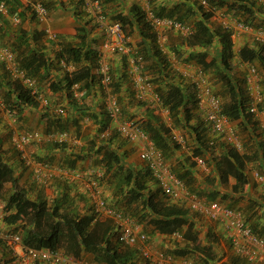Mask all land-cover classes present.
I'll use <instances>...</instances> for the list:
<instances>
[{"label": "trees", "instance_id": "16d2710c", "mask_svg": "<svg viewBox=\"0 0 264 264\" xmlns=\"http://www.w3.org/2000/svg\"><path fill=\"white\" fill-rule=\"evenodd\" d=\"M0 1H4L8 5L10 15H16L21 19L15 31L16 39L10 42L12 44L10 46L16 52L19 66L27 71V75L36 80L35 86L38 89L40 82L51 80L53 74H56L54 71L61 69L62 60L75 64L77 69L59 76L57 80L53 79L49 83L53 92L62 90L67 91L70 95V89L75 83L88 86L93 83L100 84L97 74L94 73L97 65L98 48L88 44L86 40L89 32L91 33V29L87 26L90 20H87L88 23L85 22V24L77 27V37L79 38L77 44L61 42V47L56 52L55 57L50 58L46 53V45L43 43L46 35L45 31H29L23 25L28 14L31 15V19L35 18L30 5H24L21 0ZM105 1L101 0L102 3ZM195 1V4L189 2L186 5L188 0H183L170 9H158L154 10V13L162 17H174L186 23L191 22L194 31L184 41V44L190 50L189 58L196 60L197 64L206 72H215L219 80L224 83L222 88L225 89L222 90L227 91L226 93L229 95V100L223 102L224 113L231 120L239 121L244 129L250 130L249 124L251 122L252 127L258 129V121L253 119L248 111L249 99L246 96L245 88L235 80L233 68L236 62H257L258 65L264 68V44L254 42L252 46L244 45L235 53L232 30L222 26L213 27L210 20L214 16L215 9L222 8L228 14L234 15L239 20L253 27L255 26L257 29L264 28V3L261 0H206L212 8V10H208L201 3V0ZM73 4L74 16L78 20H84L82 13L85 7L82 0H75ZM134 8V12L129 15L118 13L109 19L120 21L126 33L135 23L139 25L140 35L143 40L147 41V43L144 41H141V43H144L145 46L148 44L147 47L150 51L149 57L147 53H143V55L146 60H153L160 72L162 78L158 77L157 90L161 94L164 106L168 108L173 121V127L168 126L155 113L154 109L147 106L148 117L141 121V126L149 134L155 146L162 151L167 161L181 150V145L174 139L173 128L185 129L193 142V156L210 153L208 158H212L213 170L216 172V179L219 180L220 184L223 182L229 183L231 178L235 179L232 184L233 194L227 191V193L222 192L218 187V183H215V186L211 184L208 193L202 192L197 185L194 171L195 162H189L188 157L180 159L177 157L178 161L171 164L172 170L186 184L188 189L200 198L206 201L222 199L220 201L228 207L241 210L245 215L247 225L251 227L252 231L256 235L264 237V192L258 198H249L245 192V187L249 183L247 166L258 151L260 153L256 157L259 159V167L264 175V142L261 141L262 143L259 144L261 148H258L253 155L248 152H241L238 148L229 144H218L216 146H219L222 151L216 155V146L209 145L211 136L208 124L202 114L195 109L194 92L175 82L170 72L172 70L169 60L159 49L157 34L147 22L146 12ZM213 46H216V48L209 59L212 52L210 49ZM136 52L142 54L139 50H136ZM79 64H82L80 68L78 67ZM2 66L0 64V69H2L0 70V88H6L4 95L8 99L11 110L18 118H22L26 107H39L40 93L35 88L25 85L22 80L12 78L3 70ZM151 68L153 69V67ZM123 76H125V73L118 78L113 72V91L115 94H119L121 91L120 84ZM155 77L157 76L152 78ZM261 80L263 84V76H261ZM215 91L218 95V92H221ZM73 98L71 97L73 104L70 105L72 111L75 113L84 110L83 106H79L78 99ZM68 115L65 119H68ZM78 116L79 114H76V117L74 116L72 120L76 125L79 123ZM252 119L253 121H251ZM100 124L99 132L107 128L108 121H100ZM58 125L62 129H66L62 122H58ZM78 126L80 127V125ZM254 128L251 129L252 135L256 134ZM79 133L78 128L77 136H79ZM112 138L111 136L100 143L92 139L90 144L81 146L79 151L81 154L77 156L73 154L75 158L71 161L72 167L75 168L74 165L77 163L76 159H79L78 157L88 155L91 152L95 155L102 153V157H99L100 164L105 169V178L102 179V183L106 186L107 179L108 184L113 187L112 206L114 208L134 217L143 227L151 225L155 231L162 234H170L174 231L182 232L186 243L185 247L182 250L178 249L177 252L181 254L193 252L206 262H209L210 259L215 260V241L219 239L215 233L212 231L208 233L214 239V242L210 244L201 243L199 231L191 217L190 210L183 205L172 203L170 198L158 186V182L148 166L137 168L135 165H128L125 156L110 144L113 142ZM66 147L67 144L65 143L62 148ZM212 149L215 150V154H211ZM38 157L39 160L45 163L53 164L49 159ZM216 179L213 178L212 181L215 182ZM7 182L15 184V188L5 203L6 216L4 220L12 226L22 222L23 228L20 233L27 247L58 249L64 242L71 241L72 244L76 245L74 247L76 254L80 252L81 247H85L93 252L94 258L101 264H138L135 257L136 251L131 248H122L123 246L117 240L116 235L112 233L113 224L101 229L104 224L100 221V217H95L92 205H90V213L86 215H80L73 209L64 212L62 211L64 202L59 201L52 206L46 197L39 196L32 199L26 189L19 188L15 168L6 160L0 140V193ZM67 192L64 193V196L66 195V198H69ZM245 198H248V201L244 206L241 203ZM251 220L253 222H250ZM113 238H116L117 242L113 243ZM4 245L6 246V244ZM8 252L13 259L10 258V262L13 261V264H16L12 252L9 249ZM238 262L239 258L235 257L231 264H238Z\"/></svg>", "mask_w": 264, "mask_h": 264}, {"label": "built area", "instance_id": "2783aa9c", "mask_svg": "<svg viewBox=\"0 0 264 264\" xmlns=\"http://www.w3.org/2000/svg\"><path fill=\"white\" fill-rule=\"evenodd\" d=\"M85 10L93 15L99 28L103 31V41L97 54V73L100 85L103 90L105 108L112 121L117 125V130L129 141L141 145L140 156L151 169L160 188L170 198L173 203L186 205L191 210L203 216L217 221L225 227L228 238L233 249L242 257L249 261H260L264 263V237L256 235L245 221L241 210L233 209L215 200L206 201L197 194L191 192L186 184L172 170L170 164L165 159L161 150L150 140L148 134L142 129L139 123L129 120L119 103L118 96L113 91V72L110 62L112 55H131L134 48L130 44V39L126 34L120 21L110 20L105 14L101 0H82ZM201 3L208 10H212L206 0ZM34 11L41 21L48 19L49 12L45 5L37 1L33 4ZM214 10V9H213ZM0 11L6 12L7 7L4 1H0ZM224 27L232 30V36L236 31H246L252 33L256 42L264 44V28H255L244 21L235 20V27L231 22L233 18L226 17ZM18 21V19H16ZM147 21L152 29L157 33L160 42L164 40L163 31L172 29L180 31L185 36L192 34L193 27L174 17H162L156 15L147 5ZM47 37L53 41L58 39L57 33L46 29ZM163 49V48H162ZM164 50V49H163ZM165 51V50H164ZM0 61L10 74L21 79L27 86L33 87L36 80L27 75L17 63L15 53L0 42ZM128 74L133 79L136 89V97L154 105L162 104L160 93L155 90V86L150 81L149 76L143 73L144 57L141 54L130 57ZM64 66L67 63L62 61ZM173 66L186 78L190 79L194 85L195 100L198 111L208 124L211 136L209 145L215 147L218 144H229L236 148L241 147L240 137L233 121L224 113L223 101L216 93L209 73L199 66L185 64ZM245 87L249 97L248 111L258 120L260 139L264 142V109L261 108L264 97L261 91V76L256 65L249 64L245 77ZM80 83H75L71 91L75 98H79ZM67 134L60 135V140L66 138ZM43 136L39 131L17 132L13 136V142L17 148L23 152V157L29 168H31L36 181L46 184L53 177H67L78 180L84 189L93 199V211L98 217H107L114 220V233L117 240L124 247L135 248L140 255L151 261L152 264H175V257L166 250H153L149 234L143 226L132 216L126 215L114 208L102 195L101 180L104 172L100 169L96 171H81L60 169L43 161L34 160L27 156L26 146L33 141L42 140ZM174 138L185 150H188L187 142L183 135L175 134ZM219 147V146H218ZM217 148V146H216ZM198 165L205 167L206 158L197 155L195 157ZM256 179L263 181L264 177L256 172ZM2 205L0 203V211ZM97 220V219H95ZM163 239L167 245H173L175 241H184V236L180 231L164 234ZM0 241L6 244L7 248L15 257L16 264H91L88 261H80L72 255L64 253L61 249L31 248L24 244L20 232L13 230H0Z\"/></svg>", "mask_w": 264, "mask_h": 264}, {"label": "rangeland", "instance_id": "374dc122", "mask_svg": "<svg viewBox=\"0 0 264 264\" xmlns=\"http://www.w3.org/2000/svg\"><path fill=\"white\" fill-rule=\"evenodd\" d=\"M35 1V0H34ZM262 3H264V0H261ZM194 3L195 4V0H188V2H186V5L188 3ZM216 14L218 13L217 16H213L210 20V24H212L214 27H217L218 25H220L219 21L220 18L223 17L225 18H233L232 19V26L235 27V20L239 21V19H237V17H235L234 15H229L227 11L225 10H220V8H218L215 12ZM191 22H189L190 24ZM192 25V24H191ZM255 27V26H254ZM89 29H91V32H95L97 30V27H93L89 26ZM99 29V27H98ZM98 31V30H97ZM100 32V31H99ZM236 32H239V36L241 35H245L246 37H248L250 40L253 41V43L256 41L254 35L252 33H247L246 31H241L238 30ZM165 36H167V40L166 42L170 39L173 42L178 41L179 48L175 49H171L169 47V54L171 53L172 56H168L171 57V59L176 62L177 64H181L184 66L185 63H197L196 60L194 59H190L189 58V53L187 52L186 49H183L182 46L184 45V40H185V36L179 32V31H174V30H167L164 32ZM238 37V36H237ZM2 42H5L8 45L12 44L10 43L12 40H14L13 38H8L7 40H3L0 39ZM100 39L96 40V42L92 43L93 46L97 47L100 44ZM78 43V42H77ZM216 46H213V48H211L210 50L211 55L209 56V59L211 58L213 51L215 50ZM238 65V64H237ZM236 64L234 65L233 71H234V77L236 81H238L241 85L245 86V81H244V77H245V73H241L240 71L236 70ZM258 69L260 71L261 76L264 77V68L261 65H257ZM124 67H126V64H124ZM73 69V67H70L69 70L62 68L59 69L58 71H54V73L56 72V74H53V77L51 80H44L42 83H39V93L40 95H42L43 98H47L48 102L47 104L40 103L39 107H26L24 109V112H26V114L22 116V118H18V120L14 123V124H9L10 119H9V115H8V111L11 110L10 106H9V102L8 99H6L7 97H5V93H6V88H0V101L3 100V106L2 109L0 108V113L3 112V115H6L5 121V127L6 129L9 130V132H7V134H1V129H0V140H1V146L4 150V156L6 158V160L8 162H11V165L15 168V176L17 178V185L18 187H23L24 189L27 190L28 195L32 198V199H36L39 196L42 197H46L49 204L50 205H54L55 203L62 201L64 202L62 211L66 212L69 209H73L74 211H77L80 215H86L89 214L91 211L90 205H92V201H90L89 197L87 196V194H84L82 192L79 191V188H74V187H70L68 185V183L64 182V180H62L61 177H57L54 179V177L51 179L50 181H48V183L46 184H40L38 183L35 178L33 177L32 172L25 166V164L22 162L19 153L16 151V149L14 148L12 141H11V135L12 132L14 130L15 127H17L18 129L21 130H39L41 131L43 134H45L47 137L49 134H54V133H59L62 131H68L71 134L72 137V141L74 139H78V144L74 143V142H69L67 144V148H73L74 149V155H80L81 153H79L80 151V147L82 145L85 144H90V141L92 139H95L98 143H100L102 140H97L98 138H94L97 137L95 134L93 138H91L90 136H87L86 138L84 137H80L77 136V130L78 128L81 130L83 129L87 135L90 134V127H94L96 125V123H100L99 121H108V125L107 127L111 126V122L109 120V118L107 117L106 114V110H105V105H104V99H103V93H100V96L102 97L101 103H100V108L103 109L105 116L103 117V119L95 121L93 120V118L90 116L89 119H79V123L78 125H80V127L78 125H76L74 123L73 120V116L76 117V113H74L70 107L72 103L71 97L73 98V96H71V94L69 95V93L67 91H62L60 90L59 92H53L49 86V83L55 79H59V76H63L65 73L71 72L70 70ZM2 70V69H0ZM64 70L63 72H60ZM57 72H59L57 74ZM171 75H173L175 82H178L184 86L187 87L188 90L193 92V86L191 84L190 81L184 79L180 73H176L174 71H170ZM210 74V78L211 81L213 83V86L215 88V90L217 91H221L218 92L219 95L221 96L223 102L225 103L226 101L229 100V95L228 93H226L227 91L222 90L225 89L224 87L222 88V85L224 84L221 80H219V77H217L216 73L213 71H208ZM1 73V72H0ZM153 82V85L156 87L157 90V86L159 84L158 81V77L152 78L149 77ZM162 78V77H160ZM165 81V80H164ZM224 86V85H223ZM158 91V90H157ZM261 91L262 93H264V81L262 84V80H261ZM59 93V94H56ZM264 97V94H263ZM135 98V97H134ZM6 99V100H5ZM74 99V98H73ZM86 98H83V96L80 97V100L84 101V103H86L85 105H88L87 102L85 101ZM7 102H5V101ZM136 103H139L137 99H135ZM79 103V102H78ZM140 104V103H139ZM141 105V104H140ZM59 107H64L67 108V113H69L68 117V121H65L67 119H65V115H63V118H60V115L57 112V109ZM262 107H264V100H263V105ZM196 109V108H195ZM264 109V108H263ZM68 115V114H67ZM27 116L26 119H24ZM18 117V116H17ZM161 120L166 123L167 125H169L170 127H173V121L168 120L169 118L166 117L164 118L163 116H160ZM129 119H132L133 116H129ZM171 119V118H170ZM61 120V121H60ZM253 121V119L251 120ZM58 122H62L65 126L66 129H62L60 127V125H58ZM237 122V131H238V135L240 137V141H241V147L239 148V150L241 152H248L251 155H253V153H255V151L258 148H261V145H259L261 142V140H259V135H258V131L259 129H257V127H252L253 124L252 122L249 124L250 130L244 129L243 125L240 124L239 121ZM32 124V125H30ZM85 125V127L83 128V126ZM257 126V125H256ZM47 127H49V129H47ZM101 128V126H100ZM252 128H254V130L256 131V134L252 135ZM114 129L113 135L117 134V136L120 138L119 141L124 142V140H126L125 138H123L118 131L115 128ZM92 130V129H91ZM253 130V131H254ZM173 132H176L180 135H183V137H185V139H187V146H189L190 150L192 151V149L194 148L193 146V142L191 141V137L190 135L187 133V131H185V129H181V128H177L174 127L173 128ZM257 135V136H256ZM44 138L42 141L39 142H34L31 143V145H29L27 147V152L29 155H31L33 158L38 159V156H41L42 158H46L51 160V162L53 163L54 166L56 167H72L71 165V161H73V158H71L70 155L73 154H67V158H64V155L58 156V152L59 151H63L60 149H57L59 147V143L56 144L57 142L54 140H45L47 139ZM127 142V140H126ZM129 142V141H128ZM131 143V142H130ZM62 148V146H61ZM65 148V149H67ZM220 148V147H219ZM137 151L138 148L135 146V148H132V152H128L127 154V158L130 154L133 155L134 151ZM44 150L46 151V153L44 152ZM117 150V149H116ZM47 151H50V154H47ZM222 151V149L216 150V155H218L220 152ZM183 152V150H181V153ZM215 150L212 149V153L211 154H215L214 153ZM260 153V151H258L255 156L253 157L252 161H249L248 166H247V170L251 172V174L254 176V173L256 171H258L259 173L262 174V171L260 170L259 167V159L256 157V155H258ZM139 155V152H138ZM186 156H188V154L185 153ZM183 156V155H181ZM101 158L100 155H95L89 153L88 155H83L81 157H78L79 159H76L77 163L74 165L75 167L78 168H90V167H100V159ZM218 157V156H217ZM140 158V157H139ZM189 158V162H194L190 156H188ZM63 159V160H61ZM92 160L91 164H86L88 160ZM141 159V158H140ZM65 160V161H64ZM79 162H82L79 164ZM170 164H175L176 162L170 161ZM83 164V165H82ZM86 164V165H85ZM196 164V163H195ZM141 166H146V163L142 160V162L140 161V163L136 166L137 168H141ZM196 167V179H197V185L199 186V188L202 190V192H206L208 193V189L211 188V184H213L215 186V183H218V187L220 190H222V192H228V193H232V184L235 182V179L231 178L229 180V183H225L223 182L222 184H220L219 180L216 179V172H214L213 170V165H212V158H208L207 159V167L203 168V167H199L197 165H195ZM252 176V177H253ZM214 179H216V181H212ZM258 185H263L262 187V191L264 192V183L262 182H257ZM155 187V186H154ZM247 187V185H246ZM245 187V189H246ZM15 188V184H13L12 182H7L4 185L3 190L0 193V203L2 205L1 211H0V230H13V231H22L23 228V224L22 222L17 223L16 225L12 226L10 224H7L4 220V217L6 216V212H5V203L8 200L10 194L14 191ZM68 190V192H67ZM105 193H107V198L110 199L112 201V198L114 197L113 194V187L110 186L108 184V180L106 179V189ZM69 193V198H66V195L64 196V193ZM226 192V193H227ZM233 194V193H232ZM85 195V196H84ZM112 197V198H111ZM222 200V199H220ZM191 212V211H190ZM191 217L194 220L195 224H196V228L198 229V233H199V237H200V242L203 244H210L212 242H214V239H212L210 237V235L208 234V229L209 228H217L219 226H222L224 228L223 225H220L218 223H216L215 221H211L210 219L203 217L202 215L196 213V212H191ZM100 221H102V224H104V227H102L101 229H104L105 227H107V225L112 224V221L107 219L106 217H101ZM221 227V228H222ZM148 233L149 235L152 236V242L153 243V250H167L169 253H172L175 256L176 262L175 264H231L233 263V259L239 258V262L238 264H250L249 262L246 261L245 258L237 256L235 254V252L233 251L229 241L224 237L223 234L218 235L217 233L218 230H215L216 235L219 236L218 241H215V260H211L208 262L204 261L202 257L197 256L196 254H194L193 252H187L185 254H181L177 251H179L178 249L182 250V248L185 247V241L184 242H178L175 241V243L173 245L178 244V248L176 250H171V249H165L163 247V245H158V243L154 242L156 236H154V229L151 225H146L143 227ZM208 228V229H207ZM224 233V232H223ZM225 234V233H224ZM211 238V239H210ZM117 242L115 238H113V243ZM163 243V242H162ZM74 247H76V245L72 244L71 241H67L63 243V245H61V247L59 249H61L64 253L72 255L73 257H75L76 259H86L90 262H93L95 264H101L100 262H98L93 255V252L86 249L85 247H81L80 248V252L78 254L75 253ZM83 248V249H82ZM123 248V247H122ZM189 248V247H187ZM187 251V250H186ZM10 258L12 259L11 255L8 252L7 247L4 245V243L0 242V264H13V261L10 262ZM189 259V260H186ZM13 260V259H12ZM82 261V260H80ZM145 260L144 259H138L137 258V263L138 264H145ZM148 264H150L149 262H147ZM253 264H262V263H253Z\"/></svg>", "mask_w": 264, "mask_h": 264}, {"label": "crops", "instance_id": "0c3cea01", "mask_svg": "<svg viewBox=\"0 0 264 264\" xmlns=\"http://www.w3.org/2000/svg\"><path fill=\"white\" fill-rule=\"evenodd\" d=\"M22 3L24 5L29 4L31 7V3L33 2V0H21ZM42 1L46 7H48L49 9V18L46 21H40L37 18L31 19V15L28 14V17L26 19V21L23 23L24 27L27 28L29 31H34V30H42L45 28H48L52 31H55L58 33L59 36V41L58 43H54L51 40H48L46 38H44L43 43H45L46 45V53L50 58H54L56 52L60 49L61 47V42L62 43H72V44H77L79 38L77 37V27H79V25H83L85 24V22H87V20H90L89 24L87 25L89 28V25L92 27H97V30L95 32H89L88 36H87V43L88 44H92L94 42H96V40L100 39V44L98 46V48L100 47L102 41H103V31L100 30V28L98 29V24L95 20V18L92 15H88L86 10H83V17L84 20H78L74 14H73V9H74V0H39ZM183 0H106L103 3V7L105 10V14L110 18V17H114L116 16L118 13H123V14H130L132 12H134L135 8L138 9H142L144 11H146L147 9V4L150 8H152L153 10H160V9H170L172 6L181 3ZM218 13L215 15L217 16ZM13 16L10 15L9 13L7 14H1L0 17V38H3V40H7L8 38H13L16 39V34L15 31L17 29V25L14 23L13 21ZM220 25L218 26H224L225 22H226V18L221 17L220 21H219ZM88 23V22H87ZM232 24V23H231ZM212 25V24H211ZM213 26V25H212ZM214 27V26H213ZM100 31V32H99ZM127 34L129 36L130 42H132V46L134 47V49L139 50L142 53H147L148 57L150 56V51H149V47L148 44L147 46H145L144 43H141V41H144L145 43H147L146 40H143V37L140 35V29H139V25L137 23H135L132 27H130L127 30ZM238 36V37H237ZM167 40V36H165V40H164V46H165V50L167 51V55L168 56H172V52L169 51V47L170 50L174 48L177 49L179 48V45L176 44L178 43V41L173 42L170 39L166 42ZM185 41V40H184ZM233 41H234V50L235 53H237L241 47H243L244 45H254L253 41L250 40L248 37H246L245 35H241L239 36V32H236V35L233 37ZM183 49H186L187 52L189 53V48L186 47V45L184 44L182 46ZM162 52V50H161ZM169 52H171L169 54ZM131 55H113L110 58L111 64H112V68H113V72L114 74H116L119 78V76L121 77L122 75L125 76L122 77L121 79V84H120V88L121 91L117 96L120 99V102L122 104L123 109L127 112L126 115L128 116H133V120L137 121V122H141L144 121L145 119H147V106L148 104L144 103V104H139L136 103L135 101V91H134V87L132 85L131 79L127 73V68L124 67V64H127V67L130 61V57ZM126 56V57H125ZM196 64V63H195ZM236 66V70L240 71L241 73H245V76L247 74L248 71V65L251 63H240V62H236L235 63ZM254 65H258L257 62L252 63ZM82 64H79V68L81 67ZM153 67V69L151 68ZM77 68V66L75 65L73 67V69ZM64 70L60 71L63 72ZM97 72V69H94V73ZM124 72V73H123ZM144 72H146V74L149 77H161L160 76V72L158 71L156 65L153 63V60H146V64L144 67ZM59 72H57L58 74ZM210 75V74H209ZM236 78V77H235ZM245 78V77H244ZM81 83V87H80V94L81 96H83V98H86L85 101L87 102L88 105H85L86 103H84V101L80 100L79 98V106H83L84 110H79L76 111L75 109V113L79 114V119H84L89 118L90 116L95 119L96 121L103 119V117L105 116V113L103 111L102 108H100V103L102 100V97L100 96V93H103L102 87L100 84L98 83H93L92 85L88 86V85H84ZM159 85V84H158ZM59 94V93H57ZM263 105V104H262ZM0 106H3V100L0 101ZM2 109V107H0ZM264 108V107H263ZM74 109V108H73ZM3 112L0 113V129H1V134H7V132H9L8 129H6L5 127V119L6 115L2 114ZM26 114V112H24V115ZM199 114V113H198ZM164 118L167 117L166 114H161ZM68 117H70L68 115ZM74 117V116H73ZM27 116L24 118L26 119ZM28 119V118H27ZM171 120L172 119H168ZM195 121H197L196 119H194ZM65 121H68L65 120ZM100 122V121H99ZM233 124L237 127V122L233 121ZM32 125V124H30ZM169 126V125H168ZM85 127V125L83 126V128ZM110 128V127H109ZM47 129H49V127H47ZM92 129V130H91ZM100 123H96V125L94 127H90V134L88 136H90L91 138L94 137L93 134H95L97 136V138L99 137V139H101V135H100ZM79 134L80 137H84L85 135H87V133L81 128L79 129ZM114 130H110V136L108 137H113V142L110 143L115 149H117L119 151L120 154H123L125 156V160L126 163L128 165H135L137 166L140 161L142 162V160L139 158L140 154L138 155L139 148L137 144H133L126 142V140H124V142L119 141V137L117 136V134L113 135ZM104 132H102L103 134ZM109 134V133H106ZM1 138V137H0ZM85 138V137H84ZM260 139V138H259ZM102 140V139H101ZM102 142V141H101ZM83 146V145H82ZM135 146L138 148L137 151H134L133 155L130 154L127 158V154L128 152H132V148H135ZM81 150V147H80ZM216 150H219V147L216 148ZM44 152L46 153V151L44 150ZM74 149L73 148H67L64 149L63 151H59L58 152V156L64 155L63 159L67 158V154H74ZM85 153H87L85 151ZM93 153V152H92ZM47 154H50V151H47ZM184 154L181 153V150H179V152H177L175 154V156L170 159V161L173 162H177V157L180 158H185V156H181ZM71 158H75L74 155H70ZM100 156L102 157V153H100ZM61 159V160H63ZM65 161V160H64ZM184 162V161H183ZM82 162H79V164ZM92 160H88L86 164H91ZM85 164V165H86ZM83 165V164H82ZM196 169V167H195ZM195 174H196V170ZM248 175H249V183L247 184L246 190L245 192L247 193V197L249 198H258L260 197V195L263 193L262 191V187L263 185H258V181H256L255 177L251 174L250 171H247ZM197 176V174H196ZM253 176V177H252ZM208 191V190H207ZM107 196V193H106ZM112 198V197H111ZM248 201V198H245L243 200V202L241 203V205H244L246 202ZM245 206V205H244ZM244 209V208H243ZM250 222H253V220H251ZM263 224V223H262ZM222 226L219 227H211V228H207L208 232L212 231L213 233H216L215 230H218L217 233L218 235L223 234L224 229ZM225 233V232H224ZM216 235L218 238L219 236ZM224 237L227 239L226 234H223ZM163 235L160 233V235H156L155 241L156 243H158V245H163V247H173L174 245H167L165 243V241H163ZM163 242V243H162Z\"/></svg>", "mask_w": 264, "mask_h": 264}, {"label": "clouds", "instance_id": "9594fccd", "mask_svg": "<svg viewBox=\"0 0 264 264\" xmlns=\"http://www.w3.org/2000/svg\"><path fill=\"white\" fill-rule=\"evenodd\" d=\"M37 1H39V0H35V1H33L32 3H31V11H32V13L35 15V18H37L38 20H40L39 18H38V16L36 15V13H35V11H34V8H33V4L35 3V2H37ZM75 1V0H74ZM40 2H42V1H40ZM43 3V2H42ZM6 4V3H5ZM44 4V3H43ZM103 4V3H102ZM45 5V4H44ZM148 5V4H147ZM6 7H7V11L6 12H1L0 11V14H7V13H9V7H8V5L6 4ZM45 7H46V5H45ZM147 7V6H146ZM47 9H48V7H46ZM149 9H151L153 12H154V10L152 9V8H150L149 7ZM218 8H216L215 9V12H216V10H217ZM220 10H224V9H222V8H220ZM48 12H49V9H48ZM146 18H147V9H146ZM88 13V12H87ZM89 14V13H88ZM216 13H214V15H215ZM91 15V14H90ZM230 15V14H229ZM93 16V15H92ZM48 18H49V16H48ZM109 18V17H108ZM13 21H14V23L16 24V25H18L21 21V19H20V17H18V16H13ZM16 19H18V21H16ZM238 19V18H237ZM47 20V19H46ZM45 20V21H46ZM110 20H112V19H110ZM41 21V20H40ZM148 22V21H147ZM186 23V22H185ZM98 24V23H97ZM188 25H191V24H189V23H187ZM99 26V25H98ZM151 26V25H150ZM192 26V25H191ZM193 27V26H192ZM223 28H225L224 26H222ZM263 28V27H262ZM46 29L47 28H45V29H42V30H44L45 31V33H46ZM101 30V29H100ZM167 30H169V29H167ZM167 30H165V31H167ZM170 30H172V29H170ZM154 31V30H153ZM165 31H163L162 32V34L164 35V40H165ZM174 31H176V30H174ZM194 31V30H193ZM55 32V31H54ZM155 32V31H154ZM180 32V31H179ZM57 33V32H56ZM156 33V32H155ZM193 33V32H192ZM127 34V33H126ZM157 34V33H156ZM183 34V33H182ZM128 35V34H127ZM184 35V34H183ZM191 35V34H190ZM190 35H187V36H185L184 38L186 39L187 37H189ZM57 36H58V33H57ZM129 37V36H128ZM233 37V36H232ZM45 38L46 39H48V40H51V39H49L48 37H47V33H46V35H45ZM157 38H158V35H157ZM164 40L162 41V42H160L159 41V39H158V46H159V49L160 50H162V53L168 58V60H169V64H170V68H171V70L172 71H174V72H176V73H180L174 66H173V63H176V62H174L172 59H171V57H168V55H167V51L165 50V46H164ZM51 41H53V40H51ZM58 41H59V36H58V39L57 40H55V41H53L54 43H58ZM0 42L3 44V45H5V46H7V47H9L13 52H14V50L12 49V47L10 46V45H8V44H6L5 42H2L1 40H0ZM256 42V41H255ZM102 44V43H101ZM130 44H131V46H132V42H130ZM101 46V45H100ZM133 47V46H132ZM100 48V47H99ZM99 48H98V51H99ZM134 48V47H133ZM165 50H163V49ZM15 53V55H16V52H14ZM133 55H136V54H140V53H138V52H136V49H134L133 50V53H132ZM115 55H118V54H115ZM141 55H143V53L141 54ZM113 56V55H112ZM111 56V57H112ZM110 57V58H111ZM143 57H144V55H143ZM16 58H17V55H16ZM62 61H64V60H62ZM62 61H61V67L62 68H65V69H68L69 70V68L70 67H74L75 66V64H73V63H67L66 61H64V62H66L67 63V66H64L63 64H62ZM111 62V61H110ZM17 63H19L18 62V59H17ZM0 64H2L3 66V70L6 72V73H8L12 78H15V77H13L11 74H10V72L5 68V65L0 61ZM97 64V63H96ZM145 64H146V59H145V57H144V67H145ZM185 64H192V66H199V67H201L200 65H198L197 63L196 64H193V63H185ZM185 64H184V66H185ZM252 64V63H251ZM19 65V64H18ZM177 65H179V66H182L183 67V65H181V64H177ZM111 66H112V64H111ZM129 66V65H128ZM257 66V65H256ZM20 67V66H19ZM21 68V67H20ZM98 68V66L96 65V69ZM126 68H127V73H128V67H127V64H126ZM202 68V67H201ZM257 68H258V66H257ZM21 69H23V68H21ZM77 68H75V69H71L70 71L72 72V71H74V70H76ZM26 73H27V71L25 70V69H23ZM259 70V69H258ZM71 72H68L67 71V73H71ZM112 72H113V68H112ZM260 72V71H259ZM143 73L145 74V75H147L146 74V72H144V68H143ZM208 73V72H207ZM66 74V73H65ZM96 74H97V77H98V73L96 72ZM181 74V73H180ZM129 75V74H128ZM130 76V75H129ZM148 76V75H147ZM181 76L184 78V79H186V80H188V81H190L191 82V84H192V86H193V92H194V97H195V91H194V85H193V83H192V81L190 80V79H188V78H186V77H184L182 74H181ZM260 76H261V74H260ZM31 77V76H30ZM246 77V76H245ZM99 78V77H98ZM15 79H19V78H15ZM21 80V79H20ZM151 80V79H150ZM244 81H245V78H244ZM23 82V81H22ZM131 82H132V85H133V87H134V91H135V99H137L138 100V102L141 104L142 102L143 103H146V104H148V107H150V108H152V109H154L155 110V113L156 114H158V115H160V116H162L161 114H166L167 115V117L168 118H171V116H170V112H169V110H168V108H166L165 106H164V103H163V99H162V104L161 105H154L153 103H150V102H147V101H144V100H139L137 97H136V89H135V86H134V83H133V79L131 78ZM152 82V81H151ZM246 82V81H245ZM24 83V82H23ZM153 83V82H152ZM25 84V83H24ZM260 84H261V81H260ZM26 85V84H25ZM74 85V84H73ZM72 85V86H73ZM246 85V84H245ZM184 86V85H183ZM243 86V85H242ZM80 87H81V83H80ZM244 88H245V91H246V87L245 86H243ZM34 88L36 89V90H38V88L36 87V86H34ZM72 88V87H71ZM35 90V91H36ZM155 90H156V87H155ZM70 91H71V89H70ZM157 91V90H156ZM158 93H159V91H157ZM71 94H72V96L74 97V95H73V93H72V91H71ZM117 95V94H116ZM161 95V94H160ZM220 96V95H219ZM246 96L248 97V94H247V91H246ZM81 97V96H80ZM79 97V98H80ZM162 97V96H161ZM221 97V96H220ZM79 98H75L74 97V99H78V102H79ZM103 99H104V94H103ZM222 99V98H221ZM248 99H249V97H248ZM118 100H119V97H118ZM196 101V100H195ZM223 101V100H222ZM44 102V104H47V102H48V100H47V98H43L42 97V95H40V103H43ZM119 103H120V101H119ZM121 104V103H120ZM263 104V103H262ZM262 104H261V106H262ZM104 105H105V100H104ZM122 106V105H121ZM248 106H249V100H248ZM105 107V106H104ZM123 108V107H122ZM262 108V107H261ZM196 109H197V105H196ZM105 110H106V108H105ZM198 110V109H197ZM123 111H124V113H125V115H126V111L123 109ZM57 112H58V114L60 115V116H62V118H63V115H65V116H67V114H69V113H67V108H64V107H59L58 109H57ZM200 113V112H199ZM106 114H107V117L109 118V120H110V122H111V126H109V127H107V128H105V129H103L101 132H100V135H101V139H104V140H107L109 137L108 136H110V130H114V129H112V128H115L116 130H117V125L115 124V122L114 121H112L111 120V118L109 117V115H108V113H107V111H106ZM8 115H9V119H10V123L9 124H14L17 120H18V117H17V115L12 111V110H9L8 111ZM252 115V114H251ZM253 116V115H252ZM79 117V116H78ZM126 118L127 119H129L128 118V116L126 115ZM86 119V118H85ZM87 119H89V118H87ZM253 119H255L256 120V118L253 116ZM93 120H95V119H93ZM129 120H133V119H129ZM96 121V120H95ZM135 121V120H134ZM233 121V120H232ZM258 121V120H257ZM137 122V121H136ZM137 123H141V122H137ZM100 126H101V124H100ZM140 126H141V124H140ZM142 127V126H141ZM142 129H143V127H142ZM144 130V129H143ZM24 131H39V130H21V129H18L17 127H15L14 128V130H13V132H12V135H11V141H12V144H13V146H14V148L16 149V151L19 153V156H20V158H21V160H22V162L25 164V166L32 172V170H31V168H29L28 166H27V164H26V162H25V158L23 157V152H21L18 148H17V146L14 144V142H13V136L17 133V132H24ZM118 131V130H117ZM145 131V130H144ZM41 134H42V136H43V138H42V140L44 139V138H46L47 136L45 135V134H43L41 131H39ZM102 132H104L103 134H102ZM146 132V131H145ZM63 133H66L67 134V136H66V138H64V139H62V140H60V135L61 134H63ZM106 133H109V134H106ZM118 133L123 137V138H125L126 140H128L126 137H124L119 131H118ZM147 133V132H146ZM148 134V133H147ZM173 134H174V136H175V134H176V132H173ZM178 134V133H177ZM148 137H149V134H148ZM150 138V137H149ZM185 138V137H184ZM259 138H260V136H259ZM175 139V138H174ZM42 140H40V141H42ZM45 140H48V141H50V140H54V141H56L57 143H59V147L57 148V149H60V150H63V148H61V146L63 147L64 145H65V143L66 144H68L69 142H74V143H76V144H78L79 142H78V139H74L73 141H72V137H71V134L68 132V131H62V132H59V133H54V134H49L48 135V137H47V139H45ZM151 140V139H150ZM176 140V139H175ZM186 140V142H187V139H185ZM261 140V139H260ZM129 141V140H128ZM152 141V140H151ZM177 141V140H176ZM262 141V140H261ZM34 142H39V141H33V142H31V143H34ZM129 142H131V141H129ZM153 142V141H152ZM263 142V141H262ZM31 143H29L27 146H26V148H25V152L27 153V156L28 157H30V158H32V159H34V160H38V161H41V160H39V159H35V158H33L31 155H29L28 154V152H27V147L29 146V145H31ZM131 143H133V144H137L138 145V148H139V151H141V145L139 144V143H134V142H131ZM181 145V144H180ZM188 147V150H185L183 147H182V145H181V150H183V154L185 155V153L186 154H188V156H190L191 158H192V160L196 163L195 165H197V166H199V167H203V166H200V165H198V163L196 162V160H195V157L196 156H193V152L190 150V148H189V146H187ZM67 148V147H66ZM65 149V148H64ZM215 149V148H214ZM139 154H140V152H139ZM210 155V153L209 154H201V156H203V157H205L206 158V166L205 167H203V168H206L207 167V159H208V156ZM188 156H186L185 155V157H188ZM140 158H141V156H140ZM141 160H143L142 158H141ZM144 161V160H143ZM145 162V161H144ZM169 164H170V162L169 161H167ZM10 164H11V162H9ZM146 163V162H145ZM51 165H53V164H51ZM54 166V165H53ZM146 166H148L147 164H146ZM170 166H171V164H170ZM56 167V166H55ZM56 168H62V169H69V170H74V169H76V170H81V171H96V170H98V169H100L101 171H103L104 172V176H103V178L102 179H104L105 178V169L100 165V167H90V168H78V167H75V168H73V167H56ZM256 172H258V171H256ZM256 172L254 173V177H255V179H256ZM32 174H33V172H32ZM260 175H262L263 177H264V175L263 174H261V173H259ZM33 177H34V174H33ZM58 177H60V176H58ZM55 178H57V177H54V179ZM62 178V180H64L66 183H68V185L70 186V187H74V188H79V191L80 192H82V193H84V194H87V196L89 197V199H90V201H92V211H93V205H94V203H93V199L89 196V194H88V192L84 189V187H83V185H82V183L81 182H79L78 180H74V179H70V178H67V177H61ZM256 181H258V182H262V183H264V180L263 181H259V180H257L256 179ZM38 182V181H37ZM38 183H40V182H38ZM40 184H43V183H40ZM101 186H102V195L105 197V199L109 202V204H111L112 205V201L110 200V199H108L107 198V196H106V193H105V190L104 189H106V186H104L103 185V183H102V180H101ZM158 186H159V184H158ZM160 187V186H159ZM215 201V200H214ZM217 201H219V202H221L220 200H217ZM173 203V202H172ZM222 203V202H221ZM224 204V203H223ZM181 205V204H180ZM183 206H185L186 208H188L191 212L193 211V210H191L189 207H187L186 205H183ZM193 212H196V211H193ZM93 213L95 214V217L97 216V214L93 211ZM196 213H198V212H196ZM243 213V212H242ZM198 214H200V213H198ZM244 214V213H243ZM200 215H202V214H200ZM203 216V215H202ZM102 217H104V216H102ZM203 217H205V216H203ZM244 217H245V215H244ZM101 218V217H100ZM107 218V217H106ZM207 218V217H206ZM107 219H109V220H111L112 221V224L113 225H115V223H114V220L112 219V218H107ZM209 219V218H208ZM211 220V219H210ZM211 221H213V220H211ZM216 223H218L217 221H215ZM219 224V223H218ZM221 225V224H220ZM224 229V232H225V234H226V237H227V240L229 241V243H230V240H229V238H228V235H227V232H226V230H225V227L223 228ZM113 230V229H112ZM145 230V229H144ZM146 231V230H145ZM17 232H19V231H17ZM147 232V231H146ZM148 233V232H147ZM149 234V233H148ZM154 236H156V235H160V232H158V231H154ZM162 234V233H161ZM224 234V233H223ZM22 235V234H21ZM162 235H164V234H162ZM150 236V240H151V242H152V236L151 235H149ZM116 239V238H115ZM164 241V240H163ZM184 241H185V239H184ZM184 241H181V242H184ZM1 242V241H0ZM3 243V242H2ZM153 243H151V246H152V248H153V245H152ZM230 245H231V243H230ZM7 247V246H6ZM231 247H232V245H231ZM123 248H130V247H124L123 246ZM165 249H171V250H175V249H177L178 248V244H176V245H174L173 247H169V246H167V247H164ZM131 249H134L136 252V258H138V259H144L146 262H145V264H148L147 262H149L150 264H152L151 263V261L150 260H148V259H145V258H143L141 255H140V253L138 252V250L137 249H135V248H131ZM232 249H233V247H232ZM156 250H158V249H156ZM167 251V250H166ZM233 251L235 252V254L237 255V256H240L234 249H233ZM169 253V252H168ZM172 254V253H171ZM173 255V254H172ZM174 256V255H173ZM175 257V256H174ZM240 257H242V256H240ZM243 258H245V257H243ZM246 259V258H245ZM80 260H84V261H88V260H86V259H80ZM176 260V259H175ZM186 260H189V259H186ZM246 261L247 262H249L250 264H253V263H262V264H264L263 262H260V261H249L248 259H246ZM89 263H91V264H95V263H93V262H90V261H88ZM176 262V261H175ZM191 264V263H190Z\"/></svg>", "mask_w": 264, "mask_h": 264}]
</instances>
